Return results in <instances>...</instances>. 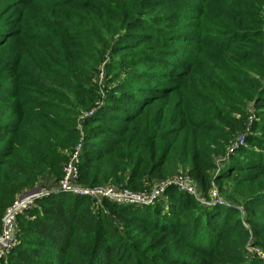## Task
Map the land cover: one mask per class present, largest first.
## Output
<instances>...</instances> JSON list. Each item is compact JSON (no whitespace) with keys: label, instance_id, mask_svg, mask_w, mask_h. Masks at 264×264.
Masks as SVG:
<instances>
[{"label":"trees","instance_id":"obj_1","mask_svg":"<svg viewBox=\"0 0 264 264\" xmlns=\"http://www.w3.org/2000/svg\"><path fill=\"white\" fill-rule=\"evenodd\" d=\"M215 2L0 0V222L42 177L58 183L82 134L85 185L141 191L183 168L202 190L98 207L50 191L0 264H264V0ZM216 55L249 68L221 71ZM86 57L105 61L103 96ZM231 182L242 200L202 202Z\"/></svg>","mask_w":264,"mask_h":264},{"label":"built area","instance_id":"obj_2","mask_svg":"<svg viewBox=\"0 0 264 264\" xmlns=\"http://www.w3.org/2000/svg\"><path fill=\"white\" fill-rule=\"evenodd\" d=\"M95 107L84 112L80 115L79 119L92 115L97 107L103 104L102 99H98L95 103ZM79 127L82 128L81 124ZM245 134L242 133L235 141H232V145L236 146L239 143H243ZM83 146V134L81 135L77 145L71 153H69L68 161L63 167V177L58 181V190L69 192L73 194H79L88 196L94 199L96 207L100 206L104 200H110L118 204L125 205H146L152 204L155 201L163 197L167 188L171 185L177 186L180 190L186 191L195 195L198 198L201 197L202 190L198 182L187 173L175 174L165 179H161L160 182L149 185L147 188L141 191L132 190L127 187L116 186L111 183L88 186L79 181V165L81 160ZM35 188H40L39 190ZM50 193L48 188L34 187L26 189L21 192L15 201L6 209L2 220L0 222V260L7 258L10 250L17 244L18 235V216L23 214L26 210L33 207L37 199L42 198ZM211 200H203V203H224L225 200L221 198L218 189L213 187L211 189ZM259 257L264 259V253L256 249Z\"/></svg>","mask_w":264,"mask_h":264},{"label":"rangeland","instance_id":"obj_3","mask_svg":"<svg viewBox=\"0 0 264 264\" xmlns=\"http://www.w3.org/2000/svg\"><path fill=\"white\" fill-rule=\"evenodd\" d=\"M214 4L216 6V2L214 0ZM217 12L219 17L223 20V21H228L229 20V16L225 15L224 13H222V11H220L219 8H217ZM110 55L107 54L105 57V61H109L110 60ZM215 59V65L217 66V68H219L221 71H225V68H236V65L238 66L237 68H249L246 67L236 61L231 62L227 57H224L222 55H216L215 57H213ZM85 66L86 68H82V72L84 74L85 77L90 78V80L93 82V84L96 86L98 92L100 93L101 96H103L105 94V90H106V86H107V70L105 67V61H100V63L96 66L95 65L92 66L91 63L94 62V59H92L91 57H86L85 59ZM139 67H146L144 65H140ZM222 68V69H221ZM86 112V111H84ZM84 112H82L80 115H82ZM80 117V116H79ZM81 130L83 131V127L81 128ZM73 150L71 148H66L65 149V153L66 155L71 153ZM228 157L226 156H222V157H217L216 158V163L217 165H219L221 168L224 167V161L227 159ZM183 168L178 171L180 174H183L182 171ZM50 180H54V177L49 176V175H45L44 177H42L39 182L36 184L35 187H42V188H48V184ZM161 179H157L155 183L160 182ZM218 188V187H217ZM218 192L221 196L222 199L226 200L227 202H230L233 204V202L229 199V198H233L232 194H234L239 200H242L243 197L245 195L248 194L249 192V188L248 187H241L239 185H237L234 182H231L230 184H225L222 188V192L219 190L218 188ZM134 205V204H133ZM247 215L245 213V211L242 213V219L244 221H246ZM256 249L261 250L264 253V250L260 247H256V246H251V250L254 251L256 254H258L256 252Z\"/></svg>","mask_w":264,"mask_h":264},{"label":"crops","instance_id":"obj_4","mask_svg":"<svg viewBox=\"0 0 264 264\" xmlns=\"http://www.w3.org/2000/svg\"><path fill=\"white\" fill-rule=\"evenodd\" d=\"M47 186L50 191L58 190L57 181L55 179L50 180Z\"/></svg>","mask_w":264,"mask_h":264},{"label":"water","instance_id":"obj_5","mask_svg":"<svg viewBox=\"0 0 264 264\" xmlns=\"http://www.w3.org/2000/svg\"><path fill=\"white\" fill-rule=\"evenodd\" d=\"M35 189L39 190L40 188H35Z\"/></svg>","mask_w":264,"mask_h":264}]
</instances>
